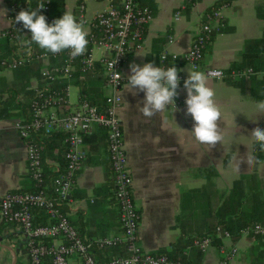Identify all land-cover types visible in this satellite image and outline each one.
<instances>
[{
  "label": "crops",
  "instance_id": "crops-1",
  "mask_svg": "<svg viewBox=\"0 0 264 264\" xmlns=\"http://www.w3.org/2000/svg\"><path fill=\"white\" fill-rule=\"evenodd\" d=\"M119 1L64 0V11H71L75 18H80L76 19L77 22H84V28H87L86 21L96 11ZM139 1L150 8L152 18L146 25L141 45L132 51L123 65V74L130 75L129 65L133 63L140 66L152 63L155 67L165 69L174 66L180 70L175 107L169 106L154 117L146 118L139 111L143 92L137 91L134 94L125 83L120 89L122 103L117 109L132 176L134 201L140 213L138 244L143 250L156 253L161 249H170L171 244L178 239L180 230L176 219L181 212V195L188 189L199 188L206 183L201 174L197 173L198 169L212 167L216 171L210 188L213 206L219 205L220 197L242 176L246 177L245 182L250 181L251 187L258 186L247 193L249 200L251 192L264 196V151L260 150L259 145L257 149L254 148L250 133L254 128L264 129V112L257 109V102L264 101V80L241 79L238 83H231L228 82L230 79L208 77V86L215 92L214 100L221 113L217 123L223 138L213 148L197 142L190 132L193 121L190 115L185 114L184 103L186 91L183 81L187 78V70L192 71V68L182 57L190 50L192 39L200 22L205 19V14L213 9L208 7L219 0ZM11 3L10 0H0V60H13L16 57L15 42L3 35L10 24L8 6ZM80 3L84 5L81 12L77 10ZM220 5L223 6L222 26L213 33L201 63L203 68L227 71L241 62V52L247 41L264 36V0H231ZM16 36L21 38V31H16ZM2 41H6V44ZM8 45H12V52L8 51ZM164 50L169 53V57L161 64L159 56ZM170 54H176L177 58L171 59ZM99 55V50L93 49L94 66L97 68L79 74L87 85L101 92L96 97L97 103H101L109 92L104 87L102 65L97 60ZM261 55L264 58V53ZM36 60L40 63H36ZM42 62L41 59H35L11 70L5 69L0 63V98L8 97L9 93L5 91L7 88L18 90L14 96L18 106L13 107V115L0 118V197L9 190H27L30 187L25 144L13 123L16 119L24 118L21 107L26 105L28 110L32 96L28 87L40 79ZM50 62L58 64L60 60L51 59ZM75 81L73 78L72 86ZM72 86L69 100L74 103L80 91L77 86L76 98L72 100ZM253 155L258 160L256 165L248 162V158ZM107 161L108 154L102 149L87 154L84 167L78 172L70 194V219L85 239L120 232L117 218L119 210L113 196V187L106 185L110 177ZM244 185L248 190L247 184ZM237 233H232L231 241H222L226 244L233 242L238 246V253L230 264H264V235L241 237ZM97 250L100 249L96 248L94 254L95 258L99 255L96 258L98 262L100 260V263H104L110 259L109 255L101 252L98 254ZM121 250L117 255L125 254ZM184 255H193L192 247ZM218 258V248L213 244L201 251L199 264H215ZM0 264H29L25 242L14 225L0 226ZM68 264L78 262L70 259Z\"/></svg>",
  "mask_w": 264,
  "mask_h": 264
},
{
  "label": "built area",
  "instance_id": "built-area-1",
  "mask_svg": "<svg viewBox=\"0 0 264 264\" xmlns=\"http://www.w3.org/2000/svg\"><path fill=\"white\" fill-rule=\"evenodd\" d=\"M43 2L44 9L49 10L50 0ZM222 7L216 6L205 14V19L200 22L192 39L190 50L182 57L183 61L192 70H202L209 78L231 81L249 80L253 77L264 79V70L251 66L227 71L203 68L201 61L204 51L211 43L213 33L222 26ZM83 9V4L77 5L79 12ZM17 13L18 5L13 0L8 6L10 24L3 35L15 42L16 57L13 60H1L0 63L5 69L11 70L35 59L43 61L39 71L40 79L33 81L28 87L32 96L27 117L16 119L13 123L25 144L27 172L36 189L6 191L0 197V223L15 226L25 242L29 264H68L70 259H75L78 264H194L169 259L166 254L145 251L137 240L140 213L134 201L132 176L117 109L122 103L120 89L127 83L123 65L132 51L142 43L146 25L152 18L150 8L139 0H120L96 11L86 21L88 27L84 28L88 33L86 51L76 58L71 57L68 50L57 54L36 52L28 39L25 40L30 31L24 29L22 23L15 21ZM54 19L56 18L49 17L46 22L51 24ZM82 25L84 27V22ZM16 31H21V38L16 36ZM93 49L100 52L97 60L102 65L104 87L109 92L101 103L93 102L87 96L81 97L80 93L77 101L71 103V81L75 72L82 73L94 67ZM168 57L169 53L164 50L159 56L161 64ZM170 58L176 59L177 55L170 54ZM51 59H59L60 62L53 64ZM100 128L105 130L108 139V160L114 182L113 196L119 208L120 232L85 239L71 222L68 203L78 172L84 167L87 158L84 136ZM56 130L64 133L66 147L63 166L57 161L42 158V136ZM47 163L51 164L53 175L46 173ZM41 211L47 215L49 223H36V215ZM237 232L241 237L263 236L264 223L252 222ZM214 234L221 241L216 245L219 258L215 264H230L238 253V246L233 242L226 244L222 241H231L232 232L216 225ZM211 245L212 236L209 235L195 237L192 242V246L201 251ZM116 246L122 247L125 254L114 256L104 263L97 261L94 254L96 248ZM192 246H187L183 253L186 254Z\"/></svg>",
  "mask_w": 264,
  "mask_h": 264
},
{
  "label": "trees",
  "instance_id": "trees-1",
  "mask_svg": "<svg viewBox=\"0 0 264 264\" xmlns=\"http://www.w3.org/2000/svg\"><path fill=\"white\" fill-rule=\"evenodd\" d=\"M230 1L231 0H219L208 8L212 9L221 3L227 4ZM40 2L41 0H29L28 2H26V0H16L18 12L29 9L35 10ZM63 13L64 0H50L49 10H45L43 7L38 11V15H44L46 20L49 17H55L57 19L61 17ZM76 19L80 20L79 17H76ZM30 38L31 33L28 36V42L34 46L36 52H47L46 50L41 49L36 43L31 42ZM11 48L12 45L7 46V49L10 52H12ZM263 53L264 36L257 40L247 41L241 52V62L233 65L230 69L251 66L257 70H264V58H262L263 55H261ZM36 63H40V61L36 60ZM96 68L94 66V69ZM80 73L81 72L78 71L74 74V79H76L75 84L79 87L81 97L87 96L93 102H98L96 97L98 95L100 96L101 92L98 89H93L87 85L83 78L79 77ZM252 79L263 78L253 77L250 80ZM229 81L231 80H228V82ZM238 82L240 81H231V83ZM5 91L8 92L9 95L4 99L0 98V118L12 116L14 113L13 107L18 106V104L14 102V96H16V91H18L17 88H7ZM25 106L23 108L21 107V110L23 109L22 114H24V118L27 117L28 114V110H26ZM63 139L64 133L59 130L52 131L46 136H42V158L57 161L61 166H63L65 163L64 152L66 147ZM84 148L87 154H91L93 150L100 151L101 149L108 154V139L105 130L100 128L96 132L84 136ZM254 148L257 149V145H254ZM55 150L57 151L55 152ZM107 168L108 176L110 175V177L107 178L106 185L114 188L109 161H107ZM46 173L48 175H53V173H51V164L49 163L46 164ZM197 173L201 174L206 183L202 187L188 189L186 192L182 193L180 202L181 212L176 219V225L180 230L178 239L171 244L170 249H161L156 252L157 254H166L168 258L172 260H183L194 262L195 264H199L201 259V250L192 246V242L195 237H205L208 235L212 236L213 244L218 245L220 244V240L215 237L214 234L216 225H221L230 232L235 233L246 224L252 222L264 223V210L262 209V206H264V196H259L257 192H251L252 195L250 200L248 199L247 193L253 188H258V186L251 187L249 180L245 182V176L236 179L229 191L223 196L220 195L221 199L219 205L213 206L210 188L213 185V177L215 176L216 171L212 167H206L198 169ZM244 184H247L248 190L245 189ZM28 185H30V187H27V190L36 189L33 186L32 181L28 182ZM215 196L217 197V194ZM248 202L251 203L249 204ZM37 215L39 217L38 219L36 218V223L46 224L50 222L47 215H45L42 211L37 213ZM117 218L119 223V212ZM1 225H3V223H0V226ZM187 246H192L193 255H184L183 251ZM120 248L122 249V247L118 246L107 247L102 252L101 249L96 252L98 254L100 252V254H107L110 258H112L116 256L118 252L122 251ZM98 257L99 255L96 258L98 259ZM46 262L47 260H45L44 263ZM99 262L101 261L99 260Z\"/></svg>",
  "mask_w": 264,
  "mask_h": 264
},
{
  "label": "clouds",
  "instance_id": "clouds-1",
  "mask_svg": "<svg viewBox=\"0 0 264 264\" xmlns=\"http://www.w3.org/2000/svg\"><path fill=\"white\" fill-rule=\"evenodd\" d=\"M44 7L41 0L35 10H21L15 16V21L22 23L23 28L31 33V42L52 54L68 50L71 57L82 56L87 48L88 33L81 22H77L71 11L65 10L59 19L51 24L46 22L44 15L38 11ZM116 62V61H115ZM114 62V63H115ZM113 63V64H114ZM130 75L127 76V86L130 92H143L139 111L146 118H152L169 106H174V98L178 95L180 78L176 67H155L152 63L143 66L135 63L129 65ZM118 77L119 74L115 73ZM186 91V115H190L193 125L190 131L192 137L199 143L215 147L222 140L221 129L218 127L221 113L215 103V92L208 86V77L197 70L188 71L183 81ZM257 109L264 112V101L257 102ZM251 137L255 145L264 151V129L254 128ZM248 162L256 165L255 155Z\"/></svg>",
  "mask_w": 264,
  "mask_h": 264
},
{
  "label": "rangeland",
  "instance_id": "rangeland-1",
  "mask_svg": "<svg viewBox=\"0 0 264 264\" xmlns=\"http://www.w3.org/2000/svg\"><path fill=\"white\" fill-rule=\"evenodd\" d=\"M3 42V44H6V41H2ZM77 85L76 84H74L73 86H72V89H71V99L72 100H74L75 98H76V96H75V92L77 91Z\"/></svg>",
  "mask_w": 264,
  "mask_h": 264
}]
</instances>
